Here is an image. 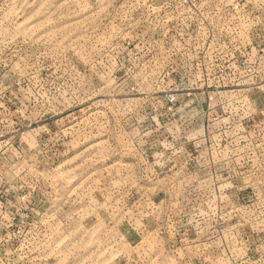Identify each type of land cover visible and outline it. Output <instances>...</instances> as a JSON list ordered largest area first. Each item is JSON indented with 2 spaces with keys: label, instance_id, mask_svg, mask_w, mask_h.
Instances as JSON below:
<instances>
[{
  "label": "rangeland",
  "instance_id": "1",
  "mask_svg": "<svg viewBox=\"0 0 264 264\" xmlns=\"http://www.w3.org/2000/svg\"><path fill=\"white\" fill-rule=\"evenodd\" d=\"M197 97L190 230L146 206ZM18 209L0 264H264V0H0V234Z\"/></svg>",
  "mask_w": 264,
  "mask_h": 264
},
{
  "label": "crops",
  "instance_id": "2",
  "mask_svg": "<svg viewBox=\"0 0 264 264\" xmlns=\"http://www.w3.org/2000/svg\"><path fill=\"white\" fill-rule=\"evenodd\" d=\"M175 112L179 118H174L169 124V129L165 133L167 135L161 142L168 148L165 147L166 150L156 156L157 163H159L157 166L161 168L154 172L158 173V176L162 174L163 177L177 180L178 185L167 188L163 193H154L152 198H149L150 201L146 207L151 210L149 212L151 216L158 218L154 220L163 218L165 223L169 221L172 224L183 222V225L192 226L190 230L193 228L197 230L198 215L186 218L185 211L192 209L197 211L200 205L198 197L212 191H210L212 181L201 179L216 177L215 173L217 172L213 171L214 163L211 168H204L198 160L204 149L200 147L207 144L206 138H203L201 133L205 135L209 131V127L205 126L202 117H198V97L196 105L177 107ZM152 140V144L160 145L154 138ZM203 182L207 183L202 186ZM174 199L176 202H173ZM180 211L182 215H178ZM192 216L194 217L192 218ZM190 234L189 241L198 242V232Z\"/></svg>",
  "mask_w": 264,
  "mask_h": 264
},
{
  "label": "built area",
  "instance_id": "3",
  "mask_svg": "<svg viewBox=\"0 0 264 264\" xmlns=\"http://www.w3.org/2000/svg\"><path fill=\"white\" fill-rule=\"evenodd\" d=\"M168 101L170 104H173L175 99L173 96H170ZM3 209L5 210L6 207H3ZM19 211H20V209H18V211L15 215L11 212L15 217H8L6 219V229H5L4 233L0 234L1 239L4 240L6 238L7 240L13 241L19 237V235L22 231L20 228H22V226H23V221L20 220V218H19V214H20ZM15 226H17L18 229H14L13 227H15Z\"/></svg>",
  "mask_w": 264,
  "mask_h": 264
}]
</instances>
